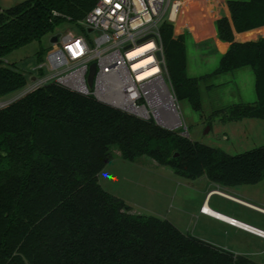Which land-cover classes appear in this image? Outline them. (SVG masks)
I'll return each instance as SVG.
<instances>
[{
  "label": "trees",
  "instance_id": "1",
  "mask_svg": "<svg viewBox=\"0 0 264 264\" xmlns=\"http://www.w3.org/2000/svg\"><path fill=\"white\" fill-rule=\"evenodd\" d=\"M97 1L21 0L1 9L0 97L30 77L4 60L10 51L64 21L77 24ZM226 6L215 27L229 46L210 74L189 77L184 35L160 24L167 74L176 98L200 111L201 81L250 67L257 98L229 105L224 120H264V36L235 39L264 27V0ZM44 55L37 53L38 63ZM114 150L129 162L148 156L189 180L205 176L224 187L264 180V145L231 155L50 81L0 107V264H261L165 218L132 212L98 181Z\"/></svg>",
  "mask_w": 264,
  "mask_h": 264
},
{
  "label": "rangeland",
  "instance_id": "2",
  "mask_svg": "<svg viewBox=\"0 0 264 264\" xmlns=\"http://www.w3.org/2000/svg\"><path fill=\"white\" fill-rule=\"evenodd\" d=\"M172 2H174L175 21L179 20L176 28L184 25L198 34L204 33L203 37L209 38L204 43L195 45L190 37H186L188 75L199 77L212 73L227 49L226 43H220V48L215 49L212 41L213 21L217 16L223 15L226 0H173ZM162 22L173 23L167 19V16ZM67 30L85 35L92 46L93 33H88L82 26L73 22L64 21L39 41L34 40L10 51L4 60L8 63H16L23 71L29 72L30 76L36 75L37 73L30 69L37 64V53L43 50L46 54L50 50L51 34H60ZM187 31L184 29L181 34L185 37ZM29 81L22 89L0 97V106L27 92ZM199 100L201 109L195 111L186 100L177 99L181 120L177 130L186 132V136L191 140L231 155L264 145V120L254 118L224 120L223 115L225 108L231 104L256 100L254 74L250 67L213 75L201 81ZM98 181L106 191L126 200L135 210L165 218L183 233L264 264V240L259 242L254 236L228 228L221 222L209 220L199 211L196 212L207 191L205 176L195 180L177 175L168 178L166 175L141 169L140 165L124 160L120 152L114 150L113 159L99 173ZM234 187L239 193L231 194L264 208V180L256 184ZM209 205L215 211L264 231V213L259 210L216 193L211 195Z\"/></svg>",
  "mask_w": 264,
  "mask_h": 264
},
{
  "label": "built area",
  "instance_id": "3",
  "mask_svg": "<svg viewBox=\"0 0 264 264\" xmlns=\"http://www.w3.org/2000/svg\"><path fill=\"white\" fill-rule=\"evenodd\" d=\"M172 1L98 0L77 22L93 33L92 46L81 33L67 30L57 34L44 59L30 69L37 74L28 91L54 81L138 118L177 130L181 120L159 31L163 19H168L174 9ZM92 63L96 68L89 86L87 76ZM181 134L186 136V132ZM204 205L200 213L210 215Z\"/></svg>",
  "mask_w": 264,
  "mask_h": 264
},
{
  "label": "crops",
  "instance_id": "4",
  "mask_svg": "<svg viewBox=\"0 0 264 264\" xmlns=\"http://www.w3.org/2000/svg\"><path fill=\"white\" fill-rule=\"evenodd\" d=\"M19 1H21V0H0V7H1V9H3V8L9 7V6H11V5H13V4H15V3L19 2ZM225 7H226V4L223 7V9ZM225 14H227V13H225ZM219 17L220 16H217L216 19L219 18ZM168 19L170 20V22H173L172 25L174 26V29H173L174 35H178V34L183 33L184 32V29L185 30H188L187 31V34L185 36L186 56H187L186 37H190V39L193 41V43L195 45H200V44L204 43L205 41H207L209 39V38L203 37V36H205L204 33L198 34L197 32H194L193 30H190L188 27H186L184 25H179L176 28L177 23L179 24V20L175 21L174 9H172V11L168 14ZM215 20L213 21V24H212V28H213L212 41H213V44H214V48L215 49H217V47L220 48V45H219L220 43H226V46H227V49H228V46H229L228 43L227 42L220 41L217 38V32H216V27H215ZM262 28H264V27H262ZM262 28H260V29H254V30H259V31H257V33L253 37H250V38H240L239 37L241 34H244V33H247V32L235 33V39L236 40H239V41H243V40H248V39H252V38H257L261 34L264 36V33L262 31L263 30ZM254 30H251V31H254ZM251 31H248V32H251ZM227 49L225 50V52L227 51ZM186 73L188 75V65L186 67ZM189 77H191V76H189ZM34 79H35V76L34 75L29 77V80H30L29 81V85L31 84V82L34 81ZM254 87H255V77H254ZM255 93H256V91H255ZM256 98H257V95H256ZM132 164L140 165L141 166V169L150 170V171H152V173H160V175H162V176L163 175H166L168 178H172V176L176 175L173 172V170H172L171 167L166 166V165H160L154 159H152V158H150L148 156H141L138 159H136L135 161H133ZM146 164H147V166H145ZM199 178H202V176L199 177ZM205 182H206L205 183V186L207 187V191H206V193L203 196L202 203H201L200 207L198 209H196V212L197 211L200 212L201 206L204 205V204H206V203L210 207L209 204H210L211 195L216 193V194H220V195H222V196H224V197H226V198H228V199H230V200H232L234 202H237V203H240V204L249 206V207H251L253 209L259 210V211H261V212L264 213V208L259 207V206H256V205H254L252 203H249L247 201H244V200H242L240 198H237L235 195L231 194V193H239V190L235 189V187H224V186H220L218 184H215V183L210 182L207 178H206V181ZM219 187L224 188V190H220ZM124 201L131 207L132 212L142 213L139 210H135L133 208V206L131 204H129L126 200H124ZM200 214L203 215V216H205V217H207L209 220L212 219V220H214L216 222H221L222 224H224V226H227L228 228H234L236 230H239L241 232H244V233H247V234H249L251 236H254V237H256L259 240V242H262L264 240V237H260V236L254 234V233H251L249 231L243 230V229H241L238 226L230 225L226 221H222L220 219H216V218H214V217H212L210 215H207V214H203V213H200ZM230 217H232V216H230ZM239 221H241V220H239Z\"/></svg>",
  "mask_w": 264,
  "mask_h": 264
},
{
  "label": "bare ground",
  "instance_id": "5",
  "mask_svg": "<svg viewBox=\"0 0 264 264\" xmlns=\"http://www.w3.org/2000/svg\"><path fill=\"white\" fill-rule=\"evenodd\" d=\"M204 208L210 215L216 216L222 221H233L235 223V225H238L239 227H245V228L249 229L250 231H254L256 233H260L262 236H264V231L263 230H261L259 228H256L254 226H251V225H249V224H247L245 222L239 221V220H237V219H235L233 217H230V216H228L226 214H223V213H220L218 211H215L212 208H210L207 203L204 205Z\"/></svg>",
  "mask_w": 264,
  "mask_h": 264
},
{
  "label": "water",
  "instance_id": "6",
  "mask_svg": "<svg viewBox=\"0 0 264 264\" xmlns=\"http://www.w3.org/2000/svg\"><path fill=\"white\" fill-rule=\"evenodd\" d=\"M0 10H1V7H0ZM89 30H90V29H89ZM57 36H58L57 34L52 35V37H50V42H51V43L55 42L56 39H57ZM95 68H96L95 64L92 63V64L90 65L89 73H88V76H87V81H88V85H89V86H91L92 83H93V75H94V72H95ZM3 106H4V105H3ZM0 107H1V106H0ZM176 155H177V154L175 153L174 156H176Z\"/></svg>",
  "mask_w": 264,
  "mask_h": 264
}]
</instances>
